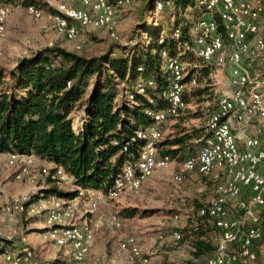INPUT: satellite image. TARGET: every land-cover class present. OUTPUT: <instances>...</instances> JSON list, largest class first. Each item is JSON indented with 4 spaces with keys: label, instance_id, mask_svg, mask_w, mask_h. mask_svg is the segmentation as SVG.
I'll return each mask as SVG.
<instances>
[{
    "label": "trees",
    "instance_id": "obj_1",
    "mask_svg": "<svg viewBox=\"0 0 264 264\" xmlns=\"http://www.w3.org/2000/svg\"><path fill=\"white\" fill-rule=\"evenodd\" d=\"M144 2L148 17L160 3L163 17L175 19L172 26H165L166 32L144 25L148 42L133 44L134 36L128 46H109L98 55L68 52L53 44L19 57L10 71L0 66V154H33L62 169L75 187L106 193L124 165L136 159L143 145L137 132L152 126L154 115L169 107L172 75L166 57L177 58L182 64L183 84L195 82L183 92L185 107L166 123L189 111L188 105L199 109L210 98V77L216 65L197 56L194 47L195 28L204 16L199 0ZM17 3L56 13L43 0H0V5ZM188 10L190 18L186 19L183 13ZM216 108H206L204 114L196 110L193 117L206 115L208 119ZM75 112L82 114L73 119ZM166 123L161 125L162 131ZM180 125L175 124L171 137L158 144L160 154L177 160V164L196 156L210 136L206 124L191 131ZM46 185L40 191L45 198L73 200L78 195L77 191L59 190L49 180ZM203 206L190 227L173 231L193 238V257L183 264H204L216 253L217 244L201 239L208 231L220 237L208 218L199 216ZM151 214L136 208L121 211L125 219ZM14 247L13 241L0 237V255Z\"/></svg>",
    "mask_w": 264,
    "mask_h": 264
},
{
    "label": "built area",
    "instance_id": "obj_2",
    "mask_svg": "<svg viewBox=\"0 0 264 264\" xmlns=\"http://www.w3.org/2000/svg\"><path fill=\"white\" fill-rule=\"evenodd\" d=\"M129 2L62 0L55 7L56 13L48 14L47 18L56 36L74 43L76 49L82 41V30L103 31L110 40L120 42L119 13ZM199 3L204 16L195 28V53L225 70L228 91L219 98L215 112L206 121L210 136L203 148L196 156L177 164L172 180L179 183L186 174L214 179L223 176L216 186V197L199 210V216L207 217L209 224L220 231L216 253L204 264H250L256 259L255 244L264 237V32L261 27L264 0H199ZM156 9H161L160 3ZM11 10H21L33 20L44 15L34 5H0V37ZM52 45L49 42L46 47ZM166 58L172 75L167 94L169 107L154 115L152 126L137 132V139L143 145L136 159L124 165L106 193L75 187L72 178L53 165L42 170L55 186L68 181L72 186L70 192H78L75 199L92 194L82 212L74 205L75 199H53L43 222L42 238L62 249L75 264H101L100 258L91 253L95 241L92 216L98 204L137 196L148 178L174 163L168 155L159 152L158 144L163 139L161 125L185 107L183 92L195 82L189 86L183 84L182 64L177 58ZM250 118L257 122L253 129ZM234 123L241 124L237 134ZM7 158L9 164L23 167L40 161L33 154L9 153ZM229 201H233V212L227 208ZM14 209L21 211L23 205L16 204ZM113 219L119 226V221ZM171 239L181 240L180 233L173 232ZM118 249L126 252V264L150 262L148 257H143L134 236L120 240ZM3 257L9 264H40L26 246L16 252H5Z\"/></svg>",
    "mask_w": 264,
    "mask_h": 264
},
{
    "label": "rangeland",
    "instance_id": "obj_3",
    "mask_svg": "<svg viewBox=\"0 0 264 264\" xmlns=\"http://www.w3.org/2000/svg\"><path fill=\"white\" fill-rule=\"evenodd\" d=\"M47 4L52 6L50 3ZM144 7V0H130L119 13L120 42L110 40L103 31L82 30L79 48L76 49L72 43L73 52L98 55L109 46H128L134 36L136 41L133 40V44L145 43L148 41H145L144 25H154L162 32H166L165 26L167 24L172 26L173 21L175 22L174 18L163 17L156 8L148 17L149 14L144 12ZM188 12L189 10L183 13L186 19L190 18ZM43 14L39 20H33L21 10H11L8 14L4 22L5 32L0 37V66L6 71L13 69L19 56L29 54L33 40L31 33L35 30L41 36H49L45 44L52 42L59 47L62 45L63 42L51 30L48 14L44 9ZM160 34L162 36L164 33ZM210 78L212 82L210 98L202 103L199 109L195 105H188L189 111H184L179 118L166 123L163 126V140L175 132V124H181L180 127L187 131L204 128L206 115L193 117L194 112L199 110V114H204L206 108H215L219 98L228 91L225 70L218 66L214 67ZM81 114L75 112L73 119L80 117ZM40 161L26 167L11 165L7 154H0V237L13 241L15 246L28 247L34 252L40 264H75L62 249L42 238L44 230L40 229V226L51 204H46L48 198L41 196L38 189L45 187L47 182L42 170L53 167ZM176 171L177 160L167 169L148 178L137 196L98 204L92 220L95 225L94 245H99L100 248L94 256L100 258L101 264H120V257L115 251L118 249L119 241L129 236L136 238L143 257L149 258V264H183L189 258V250L176 249L180 247V243L176 244L171 239V234L174 230H182L183 225L189 222V218L195 216L196 211L205 204L203 199L206 197L210 199L215 187H211L212 181L197 174H186L181 182L176 183L172 180V174ZM57 187L63 192L72 190L68 181ZM91 196L92 194L75 199L73 203L78 210H83ZM29 201L30 204L25 206ZM16 204L23 205V209L16 211L14 209ZM126 208L146 210L152 214L129 219L133 224H129L128 230V223L121 215V211ZM113 218L119 221V226L115 225ZM134 226H139L141 233ZM16 251L17 249L5 250L8 253ZM170 251H175V254L168 256L166 252ZM254 252L257 260L250 264H264V238L258 246H254ZM4 253L0 255V264H9L3 257Z\"/></svg>",
    "mask_w": 264,
    "mask_h": 264
},
{
    "label": "crops",
    "instance_id": "obj_4",
    "mask_svg": "<svg viewBox=\"0 0 264 264\" xmlns=\"http://www.w3.org/2000/svg\"><path fill=\"white\" fill-rule=\"evenodd\" d=\"M61 1L62 0H51V2L50 1H47V3H50L54 7V9H55V7L57 6V4H59ZM261 27H262V31L264 32V22L261 23ZM31 36L33 37V40H32V45L30 47V51L28 53L36 52V51H38V50L46 47L47 44H45V41L49 37L48 35L41 36L35 30L34 32L31 33ZM59 39L63 42L62 45L60 46L61 48H63L64 50H66L68 52H73V50H72V43L71 42L65 41V40H63L61 38H59ZM19 57H22V56H19ZM256 125H257L256 120L250 118V127H252V129H253V127L256 126ZM233 126L235 128V133L237 134V132L239 131V128H240L241 124L234 123ZM252 129L250 130V133L252 132ZM207 179L210 180V181H212V182H210V183H213L211 185V187H215V190H214L213 194L211 195L210 199H209V197L208 198L206 197V198L203 199L204 200L203 202L205 203L204 205L209 204L216 197V186L220 182L223 181V176L220 175V177L218 179H214V178H211V177L210 178H207ZM46 188H47V185L45 187H41V188L38 189L39 190V194L41 196H43V195L40 193V191L43 190V189H46ZM79 199H81V198H79ZM50 200H53V198H50L49 197L47 199L46 204H48V205L51 204L52 202ZM233 207H234L233 201H229L227 203V208L231 212H233ZM83 210H78V211L79 212H82ZM192 219H193V217L189 218V222H186L181 229L190 227L189 224L192 223ZM124 221L128 223V226H129V224H131V225L133 224L129 219H125ZM134 227L138 228V230H139L138 232L141 233V231H140L141 229H140L139 226H134ZM210 228H211V226L209 227V229ZM40 229H43V223H42V226H40ZM127 229L130 230V226ZM204 229H205V227H204ZM209 229H205V230H209ZM180 235H181V240L175 241L176 244H179L180 243V247L179 248H176V249L177 250H183V249L189 250L190 256H189L188 259L185 260V262H186V261L190 260L193 257L192 256V254L194 253V247L192 246L193 238L192 237H187L184 233H180ZM201 239L202 240H205L206 242L211 243L212 245L215 246L217 244V242H218L219 236L214 235L212 232L208 231V232H206L205 237H202ZM98 246L99 245H94V247L91 249V253L93 255H96L100 251V248ZM14 248L18 250V249H20V246L18 245V246H15ZM115 252L118 254L117 256L120 257V260H119L120 261V264H126V257H127L126 256L127 255L126 252L120 251L119 249H117ZM166 254L168 256L174 255L175 254V251H170V253L166 252Z\"/></svg>",
    "mask_w": 264,
    "mask_h": 264
}]
</instances>
